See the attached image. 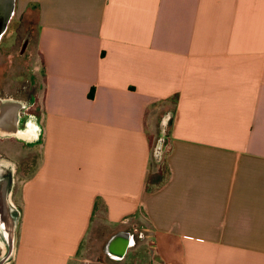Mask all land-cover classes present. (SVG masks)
Here are the masks:
<instances>
[{
  "label": "crops",
  "instance_id": "1",
  "mask_svg": "<svg viewBox=\"0 0 264 264\" xmlns=\"http://www.w3.org/2000/svg\"><path fill=\"white\" fill-rule=\"evenodd\" d=\"M12 1L44 87L0 90V140L40 152L12 264H75L101 226L116 262L264 264V0Z\"/></svg>",
  "mask_w": 264,
  "mask_h": 264
},
{
  "label": "rangeland",
  "instance_id": "2",
  "mask_svg": "<svg viewBox=\"0 0 264 264\" xmlns=\"http://www.w3.org/2000/svg\"><path fill=\"white\" fill-rule=\"evenodd\" d=\"M33 18V24L35 15ZM18 25V26H17ZM25 25L23 22L15 24L9 30V33L5 34L3 39L0 40V90L3 96H14L19 99H30L33 97L40 98L43 93L42 83V69L38 59V56L32 47L30 50H22L25 36ZM173 102V101H172ZM173 103L169 105L172 106ZM38 104L37 107H39ZM160 116L161 114L158 113ZM163 117H159L160 130L163 128L162 120ZM165 126V125H164ZM168 126V125H167ZM159 140V139H158ZM163 141L165 142L164 138ZM0 156H5L11 159L14 163V174H13V187L12 191L16 190L19 186V178L30 175L40 159V152L36 149L30 148L29 146L20 145L17 140H0ZM162 160V159H161ZM160 164V170L153 174V178L157 175L166 174L165 166L162 161ZM13 194V193H12ZM12 201L15 206L18 205L14 201L12 195ZM129 230L133 231L136 236L138 245L142 244L141 238L148 236L147 231H141L142 228H135L131 226ZM112 231L104 229L103 226L95 229L87 240L85 241L75 264H127L124 262H116L113 260L105 251V243ZM16 233V241H17ZM17 243V242H16ZM135 246L133 249L134 255H144L148 259L149 247ZM4 253V246L0 241V258ZM131 253V255H132ZM136 258L131 256L130 262L134 264H143L135 261ZM13 259L9 264H12Z\"/></svg>",
  "mask_w": 264,
  "mask_h": 264
},
{
  "label": "flooded vegetation",
  "instance_id": "3",
  "mask_svg": "<svg viewBox=\"0 0 264 264\" xmlns=\"http://www.w3.org/2000/svg\"><path fill=\"white\" fill-rule=\"evenodd\" d=\"M14 163L6 158L0 157V241L3 224L17 223V210L12 202L13 177L10 175ZM5 215H4V214ZM3 215L6 220H3ZM8 218V220H7ZM7 221V223H6Z\"/></svg>",
  "mask_w": 264,
  "mask_h": 264
},
{
  "label": "bare ground",
  "instance_id": "4",
  "mask_svg": "<svg viewBox=\"0 0 264 264\" xmlns=\"http://www.w3.org/2000/svg\"><path fill=\"white\" fill-rule=\"evenodd\" d=\"M28 43H29V37H27V39L24 41L23 50H25ZM14 103L13 104L16 105V107L17 105H22V102H18V104L17 102H14ZM14 171H15V168L13 167L10 172V175L13 176ZM4 215H3V220H6V217ZM18 215H19V211L17 210V223H14V222L7 223L6 221L7 224H3L2 226L1 244L4 246V253L2 257L0 258V264H9L11 260L14 258L15 248H16V231H17V225H18Z\"/></svg>",
  "mask_w": 264,
  "mask_h": 264
},
{
  "label": "water",
  "instance_id": "5",
  "mask_svg": "<svg viewBox=\"0 0 264 264\" xmlns=\"http://www.w3.org/2000/svg\"><path fill=\"white\" fill-rule=\"evenodd\" d=\"M7 3L8 4H6V7L4 8L0 6V27L6 26L13 12V1L9 0ZM132 242L133 239L130 235L126 236L124 233H117L110 239L109 243L105 246V249L116 257H122Z\"/></svg>",
  "mask_w": 264,
  "mask_h": 264
},
{
  "label": "built area",
  "instance_id": "6",
  "mask_svg": "<svg viewBox=\"0 0 264 264\" xmlns=\"http://www.w3.org/2000/svg\"><path fill=\"white\" fill-rule=\"evenodd\" d=\"M28 104V103H27ZM169 119V118H168ZM168 119H164L166 122H168ZM167 124V123H166ZM156 158L158 159V160H161V151L160 150H156Z\"/></svg>",
  "mask_w": 264,
  "mask_h": 264
}]
</instances>
